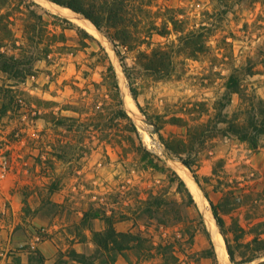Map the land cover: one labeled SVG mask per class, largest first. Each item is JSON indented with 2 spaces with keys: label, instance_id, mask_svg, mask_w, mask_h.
Listing matches in <instances>:
<instances>
[{
  "label": "rangeland",
  "instance_id": "rangeland-1",
  "mask_svg": "<svg viewBox=\"0 0 264 264\" xmlns=\"http://www.w3.org/2000/svg\"><path fill=\"white\" fill-rule=\"evenodd\" d=\"M47 1L74 15L39 0H0L8 39L0 49L19 61L18 75L0 64V240L12 235L18 241L7 253L17 264L18 250L34 257L38 244L49 241L56 263L72 264L69 252L94 253L92 231L104 230L103 217L112 216L118 231L141 234L148 244L176 241L178 264H213L196 260L194 253L209 246L202 231L189 244L182 234L187 220L160 224L146 210L147 201L153 195L182 201L169 178L175 171L187 184L177 169L184 164L163 143L174 139L187 151L182 157L191 153L198 164L199 193L187 186L204 218L202 202L212 214L209 199L218 203L231 191L224 201L230 210L222 213L228 225L235 219L250 230L264 221V136L251 148L223 133L225 124L215 120L231 75L241 92L232 93L224 108L228 119L245 123L264 108V0H136L127 11L128 25L143 40L132 47L114 46L105 26L101 31L81 13ZM31 10L42 20L29 18ZM154 49L168 53L160 70L149 68L142 54ZM109 63L131 122L119 116L120 104L111 97ZM144 148L162 169L141 160ZM187 211L196 215L193 208ZM252 237L248 232L244 241ZM224 245L222 264L264 262L262 252L253 261L233 263ZM114 264L165 263L155 248L148 256L133 248Z\"/></svg>",
  "mask_w": 264,
  "mask_h": 264
},
{
  "label": "trees",
  "instance_id": "trees-1",
  "mask_svg": "<svg viewBox=\"0 0 264 264\" xmlns=\"http://www.w3.org/2000/svg\"><path fill=\"white\" fill-rule=\"evenodd\" d=\"M5 1V0H4ZM63 6H67L73 9L75 12L81 13L84 17L90 19L93 24L103 31V27L107 28L106 35L114 43V46H125L132 47L134 44L143 40L141 37L131 31L128 25V8L133 5L136 0H51ZM32 16L38 17L42 20V16L30 11ZM5 17L0 15V47L3 46V42L7 37V33L4 32L6 27L2 26V19ZM131 20V19H129ZM30 26V25H29ZM31 27V26H30ZM153 30L157 27L153 25ZM28 29V26H27ZM111 30V31H110ZM81 36L91 37L84 29H80ZM163 34V33H162ZM10 36V35H9ZM118 56L121 53L116 49ZM146 57L147 65L149 68L160 70V62L167 57V51L164 49H154L150 54L142 53ZM18 58L15 56H8L0 49V64L3 71L7 73L16 72ZM15 68V69H14ZM105 80L111 84L110 90L114 91L111 93V97L117 100L120 104L119 116L127 118L130 122L131 119L123 108L122 100L119 96V86L116 81V73L113 65L108 64ZM240 82L236 75H231L226 83V94L223 95L221 100L218 102L217 113L215 114V120L217 125L224 123V127H220V130L225 134H233L239 140L247 142L251 148H256L259 143V138L264 136V108L261 109V114L254 112L250 115L245 123H240L236 120L228 119L227 113H224L225 106L231 101L232 93H240ZM133 95L136 97V93L133 90ZM227 101H224V100ZM259 103L263 106V101L260 99ZM216 125V126H217ZM134 130L135 127H134ZM162 138V137H161ZM163 139V138H162ZM163 143L166 149L173 155L177 156L182 163L189 168L196 181L199 183L197 173V162L189 153L186 158L182 157L183 152H187L186 149L180 148L182 144L180 141L174 139H163ZM140 152L141 160L145 164L154 169H162L156 159L150 154L147 149H141ZM217 173L216 168L213 169V175ZM172 176L169 178L170 182L177 183V191L182 195V201L167 200L166 198L153 195L150 202V207L146 210L156 217L160 224L166 225L164 221L166 218H172L173 221H186L187 226L185 232L182 234L188 236L186 242L192 244L195 239L197 232L202 231L209 243V246L195 252L196 260L210 259L213 264H217V252L215 243H213L210 230L207 228L208 224L205 222V218L202 212L199 210L196 200L188 188L185 181L175 172H172ZM206 182L210 181V177L204 178ZM203 189V188H202ZM204 190V189H203ZM205 196L209 199L208 194L204 191ZM231 194V191H227V196L223 197L218 203L212 202L210 199L212 214L219 227L221 234L223 235L226 249L229 254V258L233 263H245L255 260L260 257L262 252L264 253V221L257 223L250 230L243 227L237 220H233L231 224H227L222 213H228L230 208L227 207L225 201L226 197ZM193 208L196 210V215L189 216L188 209ZM89 212H86L84 217H88ZM97 216V214H96ZM158 216V217H157ZM106 222V228L100 231H92L93 242L96 245L95 252L91 255L80 253L75 249L69 252V257L73 261L72 264H98V260L102 264H114L119 254H122L129 249H138L140 252H145L148 256L151 250L155 248L159 254H161L165 264H178L180 262L179 257L175 254L178 249L176 247V241L159 243L154 245L153 243L148 244V238L143 237L141 234H135L132 232L118 231L114 226V220L112 216L103 217ZM261 227L260 229H257ZM248 232L253 233V237L249 241H244V237ZM185 250V249H184ZM236 256L241 257V261H236ZM35 262L36 264H45V257L40 251H35V256L29 258V264ZM17 264H21L18 262ZM57 264H63L57 262ZM259 264H264L259 263Z\"/></svg>",
  "mask_w": 264,
  "mask_h": 264
},
{
  "label": "bare ground",
  "instance_id": "bare-ground-1",
  "mask_svg": "<svg viewBox=\"0 0 264 264\" xmlns=\"http://www.w3.org/2000/svg\"><path fill=\"white\" fill-rule=\"evenodd\" d=\"M39 1H42L44 3V5H46L47 7L51 8V9H55L56 11L59 10V11H62L63 13H65V14L74 15V13L71 12L70 10L59 8V7H57V5H55L54 3H51V2H49L47 0H39ZM79 22H80V24H82L83 27H85L87 29H91L93 32L98 34L97 29L91 24V22L89 20L80 19ZM126 97H127L126 98L127 103L129 104L130 109L132 110V113H134V115H137V114H135L136 111H135V107L133 105L132 99L129 97V95L128 96L126 95ZM135 117H136V120L138 121L139 120V118H137L138 116H135ZM177 169H178V172L180 173V175L186 180L187 184L196 193H199L197 189L200 190V188L197 185V183L195 182V180L192 177V175L190 174V172L188 171V169L184 165H178ZM202 210H203V213L205 215V220H206V222L208 224V228H209L210 232L212 233V236H213V239H214V242H215V246H216V252L219 254V257L221 259V264H222L224 258L226 257L224 241H223V239L221 237V234L218 232L217 225H216L215 221L213 220L212 214L209 211V209L206 206L204 201L202 202Z\"/></svg>",
  "mask_w": 264,
  "mask_h": 264
},
{
  "label": "crops",
  "instance_id": "crops-1",
  "mask_svg": "<svg viewBox=\"0 0 264 264\" xmlns=\"http://www.w3.org/2000/svg\"><path fill=\"white\" fill-rule=\"evenodd\" d=\"M15 244H18L17 239L15 236L8 235L7 238L4 241L0 240V249H5L6 252L0 251V264H15L13 261L14 255L8 254L7 251H9L11 248L15 246ZM24 243H20V246ZM38 248L41 251V253L45 257V264H57L56 263V256H55V246L52 242L44 241L38 244ZM28 251H25L23 249L18 250V252L15 253V256H17L20 260L21 264H28L29 263V255Z\"/></svg>",
  "mask_w": 264,
  "mask_h": 264
},
{
  "label": "water",
  "instance_id": "water-1",
  "mask_svg": "<svg viewBox=\"0 0 264 264\" xmlns=\"http://www.w3.org/2000/svg\"><path fill=\"white\" fill-rule=\"evenodd\" d=\"M196 183H197V181H196Z\"/></svg>",
  "mask_w": 264,
  "mask_h": 264
}]
</instances>
